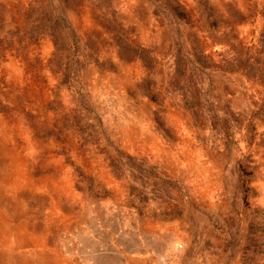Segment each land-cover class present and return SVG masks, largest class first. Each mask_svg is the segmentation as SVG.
Returning <instances> with one entry per match:
<instances>
[{
  "label": "rangeland",
  "instance_id": "1",
  "mask_svg": "<svg viewBox=\"0 0 264 264\" xmlns=\"http://www.w3.org/2000/svg\"><path fill=\"white\" fill-rule=\"evenodd\" d=\"M0 264H264V0H0Z\"/></svg>",
  "mask_w": 264,
  "mask_h": 264
}]
</instances>
